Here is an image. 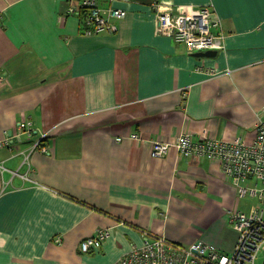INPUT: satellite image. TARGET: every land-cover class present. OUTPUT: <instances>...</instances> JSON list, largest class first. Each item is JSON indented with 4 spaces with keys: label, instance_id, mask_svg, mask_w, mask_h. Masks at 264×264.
Returning a JSON list of instances; mask_svg holds the SVG:
<instances>
[{
    "label": "crops",
    "instance_id": "crops-1",
    "mask_svg": "<svg viewBox=\"0 0 264 264\" xmlns=\"http://www.w3.org/2000/svg\"><path fill=\"white\" fill-rule=\"evenodd\" d=\"M96 3L127 12L117 33L85 36L69 11L79 0H0V264H113L146 234L230 252L227 214H250L253 202L218 161L174 149L153 159L151 142L186 132L254 141L264 0ZM189 6L220 18L223 51L199 58L158 33L160 11ZM100 229L110 230L102 248L82 253Z\"/></svg>",
    "mask_w": 264,
    "mask_h": 264
},
{
    "label": "built area",
    "instance_id": "built-area-1",
    "mask_svg": "<svg viewBox=\"0 0 264 264\" xmlns=\"http://www.w3.org/2000/svg\"><path fill=\"white\" fill-rule=\"evenodd\" d=\"M77 10L88 27L85 36L117 33L116 23L127 16L122 9L99 8L96 0H79L77 7L69 8L73 14ZM157 31L184 44L191 53L224 50L226 35L222 22L207 6H189L180 13L162 10L157 14ZM221 73L228 75L231 70L217 74ZM261 113L256 137L250 144L241 139L225 141L204 135L195 140L189 132L182 133L173 142H151L150 156L153 159H163L170 149H174L180 157H205L218 161L223 174L235 181L238 197L257 200L259 206H255L250 214L237 208L228 212V224L236 234L232 250L225 253L202 240L183 246L160 235L146 234L139 246H133L113 264H255L259 253L264 255V211L261 210L264 204V107ZM31 125V122L20 123L18 128L29 132L32 131ZM131 138L139 139L137 135ZM38 147L37 144L34 148ZM40 150L47 153V148L40 147ZM250 177L255 180L254 185L246 184ZM109 237V229L97 230L80 243V250L84 254L99 250Z\"/></svg>",
    "mask_w": 264,
    "mask_h": 264
},
{
    "label": "rangeland",
    "instance_id": "rangeland-1",
    "mask_svg": "<svg viewBox=\"0 0 264 264\" xmlns=\"http://www.w3.org/2000/svg\"><path fill=\"white\" fill-rule=\"evenodd\" d=\"M246 201H251V202H253V206H254V207L258 205L257 200L249 199V197L246 198ZM258 206H259V205H258ZM261 210L264 211V204L261 205ZM183 246H186V245H183ZM263 260H264V255H263V253L260 252L259 255H258V258H257V260H256V262H255V264H263Z\"/></svg>",
    "mask_w": 264,
    "mask_h": 264
},
{
    "label": "water",
    "instance_id": "water-1",
    "mask_svg": "<svg viewBox=\"0 0 264 264\" xmlns=\"http://www.w3.org/2000/svg\"><path fill=\"white\" fill-rule=\"evenodd\" d=\"M216 53H217L216 51H207L204 53H196V54H194V56L199 57V58L211 57V56H215Z\"/></svg>",
    "mask_w": 264,
    "mask_h": 264
}]
</instances>
